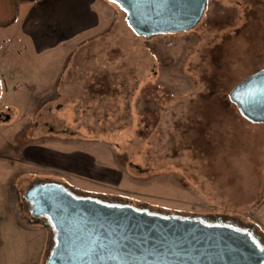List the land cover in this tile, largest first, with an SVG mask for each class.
Segmentation results:
<instances>
[{
	"label": "rangeland",
	"instance_id": "obj_1",
	"mask_svg": "<svg viewBox=\"0 0 264 264\" xmlns=\"http://www.w3.org/2000/svg\"><path fill=\"white\" fill-rule=\"evenodd\" d=\"M17 12V0H0V23ZM1 65L12 77L0 81V264H47L54 234L25 198L41 181L151 214L217 220L264 244V124L229 97L264 69V0H208L191 31L149 39L104 0L94 31L43 57L26 38L8 42ZM36 146L100 155L123 181L24 158Z\"/></svg>",
	"mask_w": 264,
	"mask_h": 264
},
{
	"label": "water",
	"instance_id": "obj_2",
	"mask_svg": "<svg viewBox=\"0 0 264 264\" xmlns=\"http://www.w3.org/2000/svg\"><path fill=\"white\" fill-rule=\"evenodd\" d=\"M140 36L191 31L208 0H112ZM243 117L264 124V69L230 92ZM25 197L45 217L54 244L47 264H264V245L234 226L204 218L157 215L127 205L78 198L59 182L32 184Z\"/></svg>",
	"mask_w": 264,
	"mask_h": 264
},
{
	"label": "crops",
	"instance_id": "obj_3",
	"mask_svg": "<svg viewBox=\"0 0 264 264\" xmlns=\"http://www.w3.org/2000/svg\"><path fill=\"white\" fill-rule=\"evenodd\" d=\"M103 8L104 0H39L22 5L18 7L15 23L8 28H0L1 31L8 32L6 43L0 45V51L5 50L8 42L14 43L26 38L35 49L37 57H43L45 53L62 49L80 36L94 31L101 23ZM6 57L9 58L8 55ZM8 72L0 74V81L7 79L8 75L11 76ZM25 155L24 158L38 165L61 169L107 184L120 185L124 178L117 168L103 170L98 165L100 155L97 154H65L64 151L52 147L36 146L33 152ZM79 189L92 193L87 189Z\"/></svg>",
	"mask_w": 264,
	"mask_h": 264
},
{
	"label": "trees",
	"instance_id": "obj_4",
	"mask_svg": "<svg viewBox=\"0 0 264 264\" xmlns=\"http://www.w3.org/2000/svg\"><path fill=\"white\" fill-rule=\"evenodd\" d=\"M37 1H39V0H17V5H18V7H20V6H22V5H26V4H32V3H34V2H37ZM17 16H18V12H17V14H16V17L12 20V21H10V22H8V23H0V28L1 29H4V28H8V27H10L11 25H13L14 23H15V21H16V18H17ZM66 188L74 195V196H76V197H78V198H82V196H80L79 195V192H77V191H74L73 189H71L69 186H67L66 185ZM205 221L208 223V224H220L219 223V221H217V220H215L216 222H214V221H210V220H207V219H205ZM231 226H234V225H231ZM257 242H258V244L259 245H264L262 242H260L259 241V239L257 238ZM54 244V243H53Z\"/></svg>",
	"mask_w": 264,
	"mask_h": 264
},
{
	"label": "flooded vegetation",
	"instance_id": "obj_5",
	"mask_svg": "<svg viewBox=\"0 0 264 264\" xmlns=\"http://www.w3.org/2000/svg\"><path fill=\"white\" fill-rule=\"evenodd\" d=\"M207 9V8H206ZM206 12V11H205ZM40 183H42V181L41 182H38V184H40ZM33 184H35V183H33ZM26 198V197H25ZM26 202L28 203V201H27V199H26ZM28 205L30 206V208H31V204L30 203H28ZM34 217V216H33ZM34 219L35 220H37V221H41V220H46V218L45 217H40V218H36V217H34ZM250 234V233H249ZM256 241H257V237H255V236H253L252 234H250ZM52 241H53V239H52ZM53 243H54V241H53Z\"/></svg>",
	"mask_w": 264,
	"mask_h": 264
}]
</instances>
